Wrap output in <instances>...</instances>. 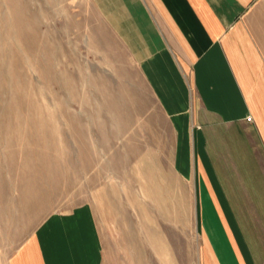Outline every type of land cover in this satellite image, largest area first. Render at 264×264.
Segmentation results:
<instances>
[{
	"label": "rangeland",
	"instance_id": "obj_1",
	"mask_svg": "<svg viewBox=\"0 0 264 264\" xmlns=\"http://www.w3.org/2000/svg\"><path fill=\"white\" fill-rule=\"evenodd\" d=\"M94 9L89 0H0L17 57L29 55L28 72L14 60L0 123V264H17L47 216L84 204L105 264H193L198 215L191 198L173 195L185 187L168 163V125L155 118L154 134L140 124L139 98L155 104L139 95L136 67L122 68L127 54L111 51Z\"/></svg>",
	"mask_w": 264,
	"mask_h": 264
},
{
	"label": "crops",
	"instance_id": "obj_2",
	"mask_svg": "<svg viewBox=\"0 0 264 264\" xmlns=\"http://www.w3.org/2000/svg\"><path fill=\"white\" fill-rule=\"evenodd\" d=\"M89 1L155 104L139 98L140 124L168 125V163L185 187L173 195L198 215L188 261L264 264V0ZM15 260L105 264L93 206L47 216Z\"/></svg>",
	"mask_w": 264,
	"mask_h": 264
},
{
	"label": "bare ground",
	"instance_id": "obj_3",
	"mask_svg": "<svg viewBox=\"0 0 264 264\" xmlns=\"http://www.w3.org/2000/svg\"><path fill=\"white\" fill-rule=\"evenodd\" d=\"M23 27L27 26L24 25ZM14 30L15 27L13 23L0 18V123L4 116L3 103L6 99L5 96L8 95V84H10L9 72H11L14 66L13 63L15 58L22 61L25 72H28L27 64L29 55L27 54L22 59H20L21 56L19 58L17 57L16 48L18 47V45L17 42L14 40ZM19 44L20 46H22V48H26V51L29 50L30 45L27 39H24L23 42ZM2 134L3 132L0 127V145H2L5 140Z\"/></svg>",
	"mask_w": 264,
	"mask_h": 264
}]
</instances>
